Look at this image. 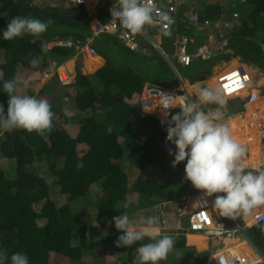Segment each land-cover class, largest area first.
<instances>
[{"label":"trees","instance_id":"obj_1","mask_svg":"<svg viewBox=\"0 0 264 264\" xmlns=\"http://www.w3.org/2000/svg\"><path fill=\"white\" fill-rule=\"evenodd\" d=\"M44 1L0 0V103L6 113L9 96L3 82L21 74L24 78L18 80L16 94L46 99L54 112L52 127L43 134L0 130V158L14 160L12 166L0 165V249L9 258L17 251L24 252L30 264H133L136 247L148 240L127 248L118 246L120 231L113 217L120 213L132 217L137 208L155 204L153 194L164 195L166 187L146 176V169L157 165L170 178L167 163L174 160L162 150L167 132L161 129L158 118L141 108L139 95L131 99L134 80L140 75L146 81L179 89L182 82L202 81L222 62L238 57L250 65L252 83L256 84L254 72L260 75L264 71V0H206L201 19L219 18L222 28L215 29L217 44L209 45L210 55L195 57L189 65L175 57L179 35L175 30L165 34L154 29L152 33H161L160 45L167 57L143 37L139 47L131 49L117 36L95 34L84 4ZM14 16L51 18L52 23L39 37L25 34L4 40L2 30ZM187 31L191 46L208 42L203 38L207 31L199 33L192 25ZM59 38L82 42L93 38L91 44L105 59L104 65L94 73H84L78 60L73 82L62 83L56 75L39 86L36 77L44 66L52 59L61 62L72 52L68 46L46 47L47 42ZM221 42L225 44L218 48ZM34 57L39 60L35 67L30 63ZM238 61L225 63L211 77V83L217 85L234 72ZM241 110L242 105L229 104L230 115ZM179 111L173 109L172 115ZM41 167L48 169V176L41 174ZM245 170L258 172L264 167ZM161 177L165 181V174ZM174 178L169 180H178ZM57 190L61 200L52 197ZM91 193H96L94 200L89 198ZM260 224L264 221L245 230L264 234ZM174 237L173 249L160 264H206L205 254L182 246V238Z\"/></svg>","mask_w":264,"mask_h":264},{"label":"clouds","instance_id":"obj_2","mask_svg":"<svg viewBox=\"0 0 264 264\" xmlns=\"http://www.w3.org/2000/svg\"><path fill=\"white\" fill-rule=\"evenodd\" d=\"M56 1L58 2L56 5L70 2V5L67 6H75L71 3V0H62L63 3L60 0ZM83 2L84 0H74L73 3L79 4ZM87 3L84 5H87ZM106 10L107 12H111L114 24H118L120 28L132 34L142 32L145 26L159 25L161 30H167L173 22L167 12L159 11L156 8L152 0H115L111 9L106 8ZM219 20L218 26L223 23L221 19ZM51 23V18L41 20L35 17L14 16L2 30V38L11 41L25 34L39 37L41 33L47 31ZM203 31H207V29ZM165 34L169 33L165 32ZM90 39L92 42L93 38ZM50 42H47V48L53 47L52 45L49 46ZM224 44L225 42L219 43L218 48H222ZM70 49L72 50L71 53H76L74 49ZM44 50L46 51V49ZM239 60L238 62L246 63L240 58ZM228 62H224V64ZM30 63L35 67L38 65L39 60L34 57ZM60 66L61 63L59 61L56 63L48 62L40 71L39 78L45 79V72L49 71L52 67L54 72L51 78H53L55 72L58 75L57 68ZM217 72L215 70L214 74L208 78H211ZM0 75H3L2 71H0ZM75 76L76 74L73 77V81L75 80ZM27 83V81H24L25 87H27ZM151 83L156 84L149 82L147 85ZM219 84L220 81L212 87L199 85L193 87L192 85H195V83L190 84L186 81L181 83L179 90L181 88L187 90L185 93L186 98L181 103L164 105L166 108L176 105L180 106V111L171 117L174 123L170 124L167 131L163 130L167 132L166 140L174 143L176 147L174 151L163 152L174 156V160L172 161L174 166L182 161H186L185 178L190 180L196 188L204 190L207 196L211 197L213 194L223 193L215 196L213 201L214 207L219 211L221 217H231L234 219L237 216L249 213L251 210L253 211V209L257 210V212L263 210L261 206H264V170L261 169L264 167V163L256 167V170L261 171H246V165L241 162L242 156L246 151L245 146L233 134L229 122L224 119V114L219 108L206 111L203 106L207 104L235 105L233 103V100H235L237 102L236 107L242 105L241 111H249L251 105L260 99L261 93H264V88L258 84H254L261 88V93L258 99L246 108L244 99L226 96L225 86ZM3 89L8 94L9 100L6 113L4 105L0 103V130L25 129L29 132L36 131L39 134H43L46 130L51 129L54 112L52 111L51 104L46 99L16 94L18 90L17 78L5 80L3 82ZM192 97L195 98L193 99ZM227 100H230L229 104ZM138 104L141 106L140 96ZM175 109H178V107ZM155 116L157 117V115ZM252 116L255 117L256 115L253 113ZM259 116L264 115L260 114ZM253 218V222L260 223L258 220H255V215ZM113 221L115 228L120 231V235L116 241L118 246L127 248L136 244V242L144 241L146 238L148 240L147 243H141L136 247L133 264H160V261L165 260L174 247L175 237L161 234L159 227L160 218L158 216H141L139 220H134L127 213H120L113 217ZM259 226L264 231V224H260ZM187 231L204 233L203 231L189 230L188 226ZM234 236H237V233ZM221 239L219 238V240ZM0 264H30V261L28 255L24 252L17 251L9 258L8 254L0 249Z\"/></svg>","mask_w":264,"mask_h":264},{"label":"built area","instance_id":"obj_3","mask_svg":"<svg viewBox=\"0 0 264 264\" xmlns=\"http://www.w3.org/2000/svg\"><path fill=\"white\" fill-rule=\"evenodd\" d=\"M89 0H84L83 3H71L75 6L86 4ZM207 1H217V0H207ZM206 1V2H207ZM159 11L167 12L172 18V24L167 30H161L160 26H145L144 30L140 33L132 34L125 29L119 27L118 24H114L112 21L111 14L105 22L93 23L91 26L95 34L99 33H109L120 38L123 43L131 48H138L140 45L141 37H148L152 46L156 49H161V51L168 57V54L164 52L161 48V42L156 38L150 39L151 32L154 29H159L161 32L175 30L179 34L176 39V53L175 56L184 65H189L195 57L206 58L210 55L211 50L206 44L199 45L197 50L190 54L189 43L191 39L188 36V31L190 25L197 32H202L203 30H208L210 27L218 26L219 21L211 20L209 18L201 19V8L207 6L208 4L199 3V0H152ZM109 10L115 3V0H110ZM111 13V12H110ZM233 16H238V12L234 10ZM182 28L179 31V28ZM161 35V33L159 34ZM153 36V35H152ZM155 37V36H154ZM52 46H68L75 50L76 54H83V57L92 55L97 56V51L91 45V39L88 38L86 42L80 40L74 41L72 39H54L51 42ZM264 48V44H263ZM59 79L62 83H70L73 80L70 78V73L57 68ZM53 67L49 71L45 72V76L48 77L49 74H53ZM70 79V80H69ZM219 85L225 86L226 96L239 97L244 99L245 107L247 108L252 102L258 99L261 93V88L257 85L251 83V71L247 64L240 62L234 65V72H231L226 78L220 81ZM186 89L181 88H165L161 85L150 84L143 88L140 95L141 108L146 112L153 113L157 115L162 130L167 131L170 124L174 123L171 120L172 110L179 108V105L174 107H165L164 105L181 103L186 98ZM245 92V93H244ZM190 98V97H188ZM254 115H256L254 113ZM260 119L264 120V116ZM175 145L171 141L165 140L162 144V150L165 152H170V150H175ZM197 205L189 213V230L203 231L207 235L218 238H229L234 236L238 230L235 226H220L216 225L212 213L210 212L211 202L206 196L205 192H199L197 195ZM255 220L259 222L264 220V209L258 211L255 214ZM207 264H251L248 258L239 253L234 248H223L217 247L215 252L208 256Z\"/></svg>","mask_w":264,"mask_h":264},{"label":"crops","instance_id":"obj_4","mask_svg":"<svg viewBox=\"0 0 264 264\" xmlns=\"http://www.w3.org/2000/svg\"><path fill=\"white\" fill-rule=\"evenodd\" d=\"M109 4H110L109 0H89L88 1L86 7L88 8L90 16H91V24L92 23L95 24L97 22H105L108 19L111 13L110 11L107 12L106 8L109 7ZM100 5L104 7L101 8ZM152 33L153 32H151L150 39L156 38L160 42L162 41L161 35H157L154 37L152 36L153 35ZM143 38L146 40L149 39L148 37H143ZM51 42L49 43V46L52 45ZM94 57H98V60L100 61L99 67L96 70L90 71L88 69L89 66H87V61H89V58L88 56H85L83 60L81 58L83 67L86 68V69H82V72L94 73L101 66L104 65L105 59L99 53H97V56H94ZM233 59L239 60V58H233ZM67 60L68 59H65L63 61L61 60V62L59 63L63 64ZM74 66L75 65H73V67ZM220 68H222V66ZM249 69L251 70V67H249ZM260 75L254 72L253 77H258V78L253 79V80H256L257 82L256 84L264 88V71L263 70L260 73ZM207 79L198 81L195 83V85H199L201 83H202L201 85H203L205 81H207ZM139 82L142 84V86L138 85ZM149 82L151 81H146V79L138 75L136 79L134 80V93L131 96V99L136 98L137 95L140 96L143 91L144 86H146ZM195 85H192V86L194 87ZM192 98L194 99L195 97H192ZM261 101H264V93H261L260 102ZM137 103H139V99ZM203 107L206 111L209 109L215 110L219 108V110L224 114L225 121L229 122L230 127L233 130V134H234V130L236 126L238 125L244 126L245 120H246V114H248L247 112L251 110V108H249V111H240V112L230 115L229 105L207 104V105H204ZM261 114H263L262 111H261ZM261 126H262V129L264 130V121L263 122L261 121ZM236 133L238 134L237 130H236ZM234 135L236 136V134ZM263 135L264 134H261L260 137L258 136V138H256V141L258 142H256L254 139L250 142H247L246 141L248 140L247 137H245L246 140L238 138L241 141V143L246 146L245 147L246 151L243 154L242 159H241V162L244 165H246L245 169H247L248 167L256 168V167H259L261 163H264V143H263L264 138L263 140L261 138ZM257 147H258V151L256 149ZM182 162L183 164L180 169L176 168L177 165L174 166L172 162H170L172 167L167 165L169 167V172H171L170 178H168V176L166 175V170H164L163 168L157 165H154L153 167L151 166L150 167L151 169L148 168V170L153 171L152 176H153V180L156 181V183L161 182L164 184L166 188L170 184L172 187H174L173 186L174 183L175 184L181 183V181L178 178H180L181 175L185 174L186 161H182ZM162 174L163 175L165 174L166 182L163 180V177H161ZM173 177H175L174 179H178V180L175 182H173L172 180H169ZM159 189L160 187L157 188L156 191L158 192ZM201 191H204V190L198 189L195 186H193L192 189H190V191L183 192V189H181V187L178 186L177 191H175L173 194L170 191L169 198L166 200L160 199L165 194L160 196L158 195V193H156V195L154 193L153 200L155 201V204L151 205L152 207L150 206L149 208H146L145 206L137 208L136 214L130 218H133L134 220H139L141 216H145L146 214H148V212L151 213L152 215L158 216L160 218L159 227L161 229V234H168L172 236H178V238H182V241H183L182 246H186V247L188 246V249L190 250L194 249L196 252L205 254L207 256L206 257L207 260H208V256L210 255V253L215 252L217 247H223L225 249L226 248L236 249L239 253H242L243 255H245L251 264H264V234L259 233L257 231L250 232V231L245 230L246 227H251L254 224H256L255 222H252L254 221L253 216L255 215V212H256L255 209H253V211L251 210L247 214L237 216L234 219L231 217H221L219 214V211L215 209L213 201L216 195H221L223 193H216V194H213V196L211 197L206 195L209 198L210 202L212 203L210 207V212L213 215L214 222L216 225L237 227L238 228V230L236 231L237 236H231L229 238H222L221 240H219V238H216V237L212 238L206 233L187 231L189 212L194 207H196L197 199H198L197 195ZM262 208L264 209V206H261V209ZM205 262L207 264V261Z\"/></svg>","mask_w":264,"mask_h":264},{"label":"rangeland","instance_id":"obj_5","mask_svg":"<svg viewBox=\"0 0 264 264\" xmlns=\"http://www.w3.org/2000/svg\"><path fill=\"white\" fill-rule=\"evenodd\" d=\"M61 2H62V0H60ZM37 2L38 3H41V0H37ZM44 2H47V3H50V4H53V5H56V4H58V2L56 1V0H45ZM206 2V0H199V3H201V4H203V3H205ZM63 3V2H62ZM65 6H67V5H70V2L68 3V4H64ZM218 29V30H220L221 28H222V25H220V26H218V27H216V26H214V27H210V28H208V30H207V32H205V33H207V34H204V39H205V42L208 40V42L207 43H205V44H207L208 46L210 45V44H212V45H215V44H217L216 43V36H215V29ZM162 36V35H161ZM161 40L163 41V37L161 38ZM204 44V43H203ZM198 46V45H197ZM197 46L196 45H190L189 44V52L190 53H194L196 50H197ZM160 52H162L161 51V49H158ZM157 51V50H156ZM163 53V52H162ZM81 56V57H80ZM69 57H70V59H69ZM73 60H72V59ZM81 58H82V60L84 59V57H83V54H74V53H71L69 56H67V57H65L63 60H65V59H68L66 62H64L63 64H61V66L59 67V69L60 70H64V71H68L69 73H70V79L71 80H73V77H74V75L76 74V64H77V62H78V60H81ZM88 58L90 59V56H88ZM49 60V59H48ZM62 60V61H63ZM233 60V59H232ZM50 62H52V63H56L57 62V60L56 59H52ZM98 64H100V61H98V60H96L95 62H90V61H87V66H89L88 67V69L90 70V71H93V70H96L98 67H99V65ZM69 65H71V66H69ZM73 65H75L74 67H73ZM224 65V62H222V64L221 65H219V66H217L216 67V72H217V70H219V69H221L220 67L221 66H223ZM248 66V65H247ZM80 67H81V69H86L85 67H83V63H81V65H80ZM177 71V70H176ZM21 75V74H20ZM17 76V79L18 80H22L24 77L21 75V76ZM55 75H57V73L55 72ZM54 75V76H55ZM51 76H52V74H49V76L48 77H46L45 79H41V78H39V76H37L36 78H38L39 80H40V82H39V86H43V85H45L48 81H50L52 78H51ZM49 78H51V79H49ZM69 79V80H70ZM210 79L211 78H208L207 79V81H205V83L203 84V85H201V84H199V85H201V86H209V87H212V86H215V85H213V83H211L212 81H210ZM195 86H197V85H195ZM43 98H45V97H43ZM230 100H232V99H230ZM230 100H227V103L229 104V101ZM232 102V101H231ZM233 103H235V106L237 105V102L235 101V100H233ZM258 105H259V113L261 114V111H262V113H263V111H264V103L261 101L260 102V99L258 100ZM251 108V107H250ZM264 115V114H263ZM72 119H73V121L74 122H77V121H79V118H71V120L70 121H72ZM262 121V120H261ZM263 122V121H262ZM262 127V126H261ZM1 133H2V131H0V139H1ZM264 134V133H263ZM262 138V140H263V138H264V135L261 137ZM261 140V139H260ZM256 142H258V141H256ZM263 143H264V140H263ZM245 146V145H244ZM246 147V146H245ZM257 149V151H258V147L256 148ZM13 162H14V160L13 159H6V160H3V158H0V165H2V166H5L6 165V167H8V166H12L13 165ZM42 162H44V161H42ZM167 165L168 166H170V167H172V165H171V163L170 162H168L167 163ZM151 167V166H150ZM149 167V168H150ZM42 169L41 170H43V171H40L41 172V174H44V175H49V171H47L44 167H41ZM248 168H251V167H248ZM151 169V168H150ZM251 169H253V170H256V168H251ZM146 170H148V168L146 169ZM46 171H47V173H46ZM145 174H146V176H147V174H148V177H150V178H153V171L152 170H149V172H145ZM180 181H181V183L180 184H173V186L174 187H172L171 186V184L166 188V190H165V195L164 196H162L160 199H163V200H166V199H168L169 198V194H170V191H171V193L173 194L175 191H177V187H178V185H180L181 186V189H183V192H188V191H190V189H192V187L194 186L193 184H192V182L190 181V180H187L186 178H185V174H183V175H181L180 176V178H178ZM93 186H96V184H94ZM60 191H54L53 193H52V197L53 198H58L59 200H61L62 199V194L61 193H59ZM94 196H96V193H91L90 195H89V198L90 197H92V199L94 200L95 199V197ZM138 195L136 194V195H133L132 197L133 198H135V197H137ZM132 198V199H133ZM84 200V199H83ZM84 205H85V203H84ZM86 206V208L88 209V208H90V206L87 204V205H85ZM93 211H96L95 209L93 210ZM123 261V260H122ZM124 262V264H126V262L127 261H123ZM189 264V263H188Z\"/></svg>","mask_w":264,"mask_h":264},{"label":"bare ground","instance_id":"obj_6","mask_svg":"<svg viewBox=\"0 0 264 264\" xmlns=\"http://www.w3.org/2000/svg\"><path fill=\"white\" fill-rule=\"evenodd\" d=\"M88 56H90V59H89L90 62H95L96 60H98V57H94L92 55H88ZM247 65H248V68H249L250 65L249 64H247ZM69 66H71V65H69ZM259 109L260 108H259V105H258L257 102H255L254 104L251 105V110L249 112H247L248 114H246V120H245L244 126H239L238 125V126H236V128L234 130V134H236V137L237 138H241L243 140H246L245 137H247L248 138V140H246L247 142H250L253 139L256 141V138H258V136L260 137V135L264 133L263 132L264 130L261 127V120H260V116H259L260 115ZM253 113L256 114L255 117L252 116ZM263 114H264V111H263ZM249 124H251V125H249ZM236 130H237L238 134L236 133ZM249 145H250V143H249ZM254 155H255V153H254ZM255 211L257 212V210H255Z\"/></svg>","mask_w":264,"mask_h":264}]
</instances>
